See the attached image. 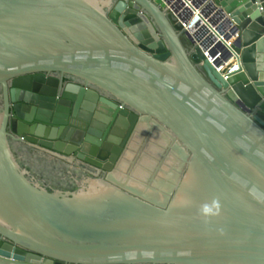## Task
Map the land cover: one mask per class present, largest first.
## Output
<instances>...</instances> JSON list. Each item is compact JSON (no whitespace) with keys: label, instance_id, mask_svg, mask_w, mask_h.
Returning <instances> with one entry per match:
<instances>
[{"label":"water","instance_id":"obj_1","mask_svg":"<svg viewBox=\"0 0 264 264\" xmlns=\"http://www.w3.org/2000/svg\"><path fill=\"white\" fill-rule=\"evenodd\" d=\"M212 2L228 79L163 0H0V264H264V0Z\"/></svg>","mask_w":264,"mask_h":264},{"label":"built area","instance_id":"obj_2","mask_svg":"<svg viewBox=\"0 0 264 264\" xmlns=\"http://www.w3.org/2000/svg\"><path fill=\"white\" fill-rule=\"evenodd\" d=\"M166 10L174 12L183 24L184 32L190 33L199 45L205 49L207 57L213 63L220 59L218 71L228 79L240 70L237 53L233 45L239 38V32L233 33L235 24L220 12L212 0H163ZM215 49L212 57L210 50ZM229 54L231 57L228 58Z\"/></svg>","mask_w":264,"mask_h":264},{"label":"flooded vegetation","instance_id":"obj_3","mask_svg":"<svg viewBox=\"0 0 264 264\" xmlns=\"http://www.w3.org/2000/svg\"><path fill=\"white\" fill-rule=\"evenodd\" d=\"M65 81H68L66 78ZM5 107L4 99H3V87L0 85V111H3ZM110 135V132L108 133L107 137L105 138V141L108 140V137ZM132 138L128 139L125 147L124 152L126 149H130L132 144ZM13 150L16 152L17 156H37L39 157L41 154L44 155L45 153L38 151L31 146H28L26 144H23L21 142H14L13 141ZM123 152V153H124ZM45 156V155H44ZM29 159V158H28ZM30 163V161H28ZM39 167L31 168V172L37 176L39 179H41L46 185H49V187L54 188H63V189H74V185L71 182V176H69V173H67V167L66 166H59L58 168L53 167L51 170L46 166L44 167L43 163L41 164L39 162ZM32 166V165H31ZM47 170V171H46Z\"/></svg>","mask_w":264,"mask_h":264},{"label":"rangeland","instance_id":"obj_4","mask_svg":"<svg viewBox=\"0 0 264 264\" xmlns=\"http://www.w3.org/2000/svg\"><path fill=\"white\" fill-rule=\"evenodd\" d=\"M187 44H189V43H187Z\"/></svg>","mask_w":264,"mask_h":264}]
</instances>
